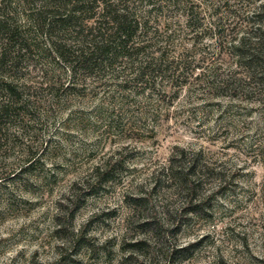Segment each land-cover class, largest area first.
Instances as JSON below:
<instances>
[{
    "label": "rangeland",
    "instance_id": "374dc122",
    "mask_svg": "<svg viewBox=\"0 0 264 264\" xmlns=\"http://www.w3.org/2000/svg\"><path fill=\"white\" fill-rule=\"evenodd\" d=\"M230 4L216 36L176 23L142 79L122 61L74 77L37 49L7 70L0 264H263L264 81L230 44L264 30V0Z\"/></svg>",
    "mask_w": 264,
    "mask_h": 264
},
{
    "label": "trees",
    "instance_id": "16d2710c",
    "mask_svg": "<svg viewBox=\"0 0 264 264\" xmlns=\"http://www.w3.org/2000/svg\"><path fill=\"white\" fill-rule=\"evenodd\" d=\"M214 1L0 0L1 89L16 96L14 83L4 77L8 69H17L26 54L35 49L49 52L74 77L122 61L137 69L136 76L142 79L148 71L161 68L165 51L157 47L159 38L162 36L167 41L176 23L196 36L206 28L214 36L225 32L224 13H237L238 9L231 8L233 0ZM261 7L259 15L264 11V4ZM256 30L255 35L247 32L234 39L230 49L237 63L248 68V77L259 75L263 82L264 30L261 26ZM8 110L9 103L2 102L0 114ZM116 164L117 161H111L97 166L95 174L84 184L85 189L91 190L90 194L98 192L111 179ZM168 170L173 176L179 173L173 162ZM74 196L79 199V192ZM74 211L69 209L71 217Z\"/></svg>",
    "mask_w": 264,
    "mask_h": 264
}]
</instances>
